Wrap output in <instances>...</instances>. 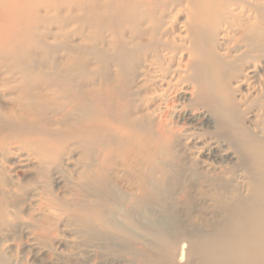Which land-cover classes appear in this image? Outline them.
<instances>
[{"label": "bare ground", "instance_id": "bare-ground-1", "mask_svg": "<svg viewBox=\"0 0 264 264\" xmlns=\"http://www.w3.org/2000/svg\"><path fill=\"white\" fill-rule=\"evenodd\" d=\"M113 1L127 3L130 13L120 17L128 26L115 25L107 43L111 0H94V70L57 55L70 49L63 23L55 46L0 69V232L48 231L66 215L85 229L97 221L110 240L141 246L149 234L155 258L138 247L128 252L142 264L191 255L203 264H264V123L243 108L242 90L251 91L247 65L264 62V0H218L222 21L214 24L196 22L200 0ZM80 10L75 0L68 12L79 21ZM14 27L0 23L1 41ZM109 44L123 51L115 72L104 65ZM207 63L220 70L207 71ZM113 120L126 131L117 133ZM31 163L43 197L24 212L32 185L15 174L32 169L13 166ZM56 180L73 186L75 201L51 188ZM190 191L199 221V209L181 207L190 201L178 193ZM117 205L123 222L113 216Z\"/></svg>", "mask_w": 264, "mask_h": 264}, {"label": "rangeland", "instance_id": "rangeland-1", "mask_svg": "<svg viewBox=\"0 0 264 264\" xmlns=\"http://www.w3.org/2000/svg\"><path fill=\"white\" fill-rule=\"evenodd\" d=\"M138 1L129 0L130 3ZM168 1L166 0V2ZM79 2L82 5V10L77 11V16L80 17V20L77 21L68 12L74 6L75 0H0V23L8 19L11 23L15 24V27L12 29L13 32L6 31L1 36L4 39L1 41L0 38V69H4L5 67L12 69L20 68L23 62L27 63L30 61V51L37 57L38 54L43 53L45 46H55V36L58 35V28L56 26L63 23L64 38L67 42V47L70 49L67 51H57V55L62 56L68 67L79 66L94 70L96 55L93 47L100 18L93 9L94 0H79ZM145 3L147 7L151 5L150 0H145ZM158 4H161L160 1ZM126 5L127 3L124 1L112 2L111 0L105 9L104 23L107 22L108 25L105 33L108 40L107 43L116 39V36L112 35L115 25L128 26L126 21H123L122 17H120L121 14L122 16L129 15L130 12H128ZM217 6L218 0L216 2L214 0H211V2L209 0L198 1L195 10V16L198 20L196 22L205 20V22H212L214 24L222 21L220 12L216 9ZM57 8L66 10V14L64 16L57 15ZM200 13L203 15H200ZM242 19L241 21H244L246 19L245 16H242ZM230 46H232L231 43ZM232 50L233 54H236L235 50ZM122 54L123 51L119 52L111 44L107 45L106 61L104 64L107 71L115 72L117 70L113 61L114 58L122 60ZM193 55L197 57L198 54L194 53ZM7 59L11 61L6 62ZM255 64L251 63L247 65L246 73L248 76H252V85L249 88L250 92H246L245 86L242 88L244 94L249 95V98L243 100V108H247L250 111L249 116L258 111L255 118H259V121L264 123V111L261 112L259 110L260 107H264V94H260V88L262 87L258 79L260 76H264V62L259 61ZM205 69L213 72L220 70L218 66H214L211 63H207ZM253 99H256V101L253 102ZM202 113H204L202 110L197 112L199 115H202ZM255 118L253 117L252 119L254 120ZM113 127L117 133L126 131L125 128H117V120H113ZM34 164L31 163L28 166L18 164L13 166V171H22L26 168L32 169L27 173L25 172L21 177H17L15 174V178L18 181H31L32 185V188L28 189L23 198L22 207L24 212L34 209L41 197H43V194L40 192L42 189L40 187L41 179L36 175L37 167ZM51 188L68 201H75L72 196L73 186L69 185L67 181H53L51 182ZM186 195L187 197H183V195L178 193V197L190 201V203L187 202V205L183 204L181 207L192 213H195L194 211L199 209L197 215L195 214L196 217L193 216L194 221H199L200 213H203V210L200 209L197 198L192 191ZM122 209V206L119 207V205L113 208V211L116 212L113 216L121 222L124 220ZM104 212H107V210H104ZM158 212L160 213V211ZM158 216L161 217L160 215ZM52 220L57 221L58 227L48 231L24 229L17 232H0V264H142L141 260L134 259L128 254L129 250L137 247V249L142 248L144 253L151 256V258L156 257V250L152 246L153 240L151 236H148L149 234L145 237L143 246H140L136 240L125 243L124 241L107 239L106 231L95 220L91 222V227L88 229L77 224L75 219L70 216H55ZM142 234L144 236L145 232ZM200 263L203 264L202 261L191 255L185 260H177L175 264ZM151 264L164 263L156 262Z\"/></svg>", "mask_w": 264, "mask_h": 264}]
</instances>
